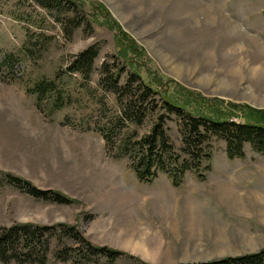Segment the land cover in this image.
Listing matches in <instances>:
<instances>
[{"label":"rangeland","instance_id":"1","mask_svg":"<svg viewBox=\"0 0 264 264\" xmlns=\"http://www.w3.org/2000/svg\"><path fill=\"white\" fill-rule=\"evenodd\" d=\"M81 3L82 12L72 5L64 15L74 13L80 23L69 35L32 0H0V173L73 200L47 203L2 181L0 228L72 225L91 244L122 253L109 264L198 263L263 249L264 156L244 144L242 158L227 160L224 143L214 140L203 181L187 172L177 187L163 173L140 183L126 157L106 150L98 130H112L115 147L132 131L146 134L157 111L148 110L139 126L118 122L115 97L98 79L103 63L109 70L124 65L116 55L134 45L143 55L128 53L125 61H136L160 89L170 79L207 99L264 110V0ZM99 5L115 26L98 17ZM92 44L89 78L68 72L73 55ZM128 73L125 67L120 84ZM39 81L52 88L40 101L31 93ZM164 124L179 147L174 115ZM57 245L51 243L45 264H70L53 259Z\"/></svg>","mask_w":264,"mask_h":264},{"label":"trees","instance_id":"2","mask_svg":"<svg viewBox=\"0 0 264 264\" xmlns=\"http://www.w3.org/2000/svg\"><path fill=\"white\" fill-rule=\"evenodd\" d=\"M32 1L53 15L55 22L65 26L69 35L73 28L79 26L80 23L73 18V12L72 18H66L64 15L71 11L69 6L72 5L82 12V0ZM98 8L104 15L98 17L115 26L105 9L100 5ZM119 38L122 41L127 39L122 33ZM128 53L134 57L143 55L142 49L134 45L119 49L116 58L121 59L124 65L109 70L110 66L103 63L99 69L98 86L115 97L119 108L118 122L139 126L147 117L148 110L157 111L155 121L146 134L137 137L132 131L117 141L115 147L111 137L112 130L99 129L98 132L106 150L111 152L114 148L113 158L126 157L128 166L138 182L151 184L158 173H163L170 185L177 187L187 172L193 174L196 180L203 181L205 174L210 170L209 161L214 140L224 143L227 160L242 158L244 144L264 156V110H253L245 105L224 104L219 99H207L196 92L187 91L170 79H166L164 88L160 89V86L147 76L144 78L141 75V66L136 61H125ZM96 56V45L88 46L73 55L67 67L68 72L78 73L83 79H88ZM125 67H128L129 73L120 84L119 80ZM31 90L35 100L40 101L41 96L51 92L52 88L50 83L39 81ZM53 106L59 107L55 101ZM169 115L176 118L180 137L177 148L166 134L164 123ZM231 117L237 118L238 122L232 121ZM2 181L33 199L58 205L73 202L57 191L37 189L28 181L8 173H0V183ZM52 242L59 243L51 250L53 259L68 261L70 264H89L100 259L109 264L122 255L120 251L91 244L72 225L14 223L0 228V262L45 264ZM61 242L64 245L61 246ZM263 261L264 248L251 254L186 264H262Z\"/></svg>","mask_w":264,"mask_h":264}]
</instances>
